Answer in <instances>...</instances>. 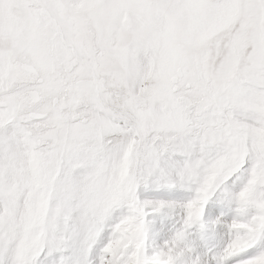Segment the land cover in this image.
Listing matches in <instances>:
<instances>
[{"label":"snow or ice","instance_id":"1","mask_svg":"<svg viewBox=\"0 0 264 264\" xmlns=\"http://www.w3.org/2000/svg\"><path fill=\"white\" fill-rule=\"evenodd\" d=\"M0 264H264V0H0Z\"/></svg>","mask_w":264,"mask_h":264}]
</instances>
